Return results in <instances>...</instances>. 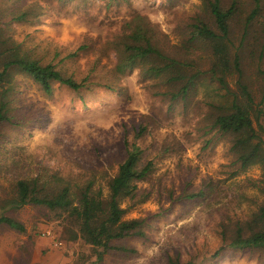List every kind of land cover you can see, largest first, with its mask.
I'll return each instance as SVG.
<instances>
[{
    "label": "rangeland",
    "instance_id": "obj_1",
    "mask_svg": "<svg viewBox=\"0 0 264 264\" xmlns=\"http://www.w3.org/2000/svg\"><path fill=\"white\" fill-rule=\"evenodd\" d=\"M213 0H0V41L20 45L18 53L85 85L74 91L53 82L46 95L27 74L11 69L9 121L0 123V214L24 226L0 232V264H264L261 249L224 246L220 231L249 219L264 199L259 165L241 168L231 136L211 128L221 112L216 82L207 72L211 53L189 40L200 19L214 27ZM234 6L229 21L232 51L259 103L264 71V0L247 26L254 0H218ZM136 24L149 28L152 42L170 57L187 61L201 82L187 100H172L180 81L148 76L144 65L119 74L121 47ZM260 106V105H259ZM264 110V105L260 106ZM264 123V116H260ZM145 127L140 137L134 133ZM143 149L141 163L153 170L138 182L137 198L125 218H143L144 237L110 242L103 252L86 243L76 221L41 205L13 207L19 179L37 177L59 187L89 178L106 190L125 156L124 139ZM203 191L202 197L179 196ZM49 230L50 234L44 232ZM56 242L61 244L55 245ZM118 247V248H117ZM120 248H124L121 250Z\"/></svg>",
    "mask_w": 264,
    "mask_h": 264
},
{
    "label": "trees",
    "instance_id": "obj_2",
    "mask_svg": "<svg viewBox=\"0 0 264 264\" xmlns=\"http://www.w3.org/2000/svg\"><path fill=\"white\" fill-rule=\"evenodd\" d=\"M254 7L246 18V25L256 17L259 1L254 0ZM209 11L213 18L211 27L200 19L190 25L189 40L204 42L211 53V65L207 72L210 81L216 82L221 112L212 121L211 128H216L222 134L231 136V150L236 153V160L241 168L259 165L262 184L257 187L264 194V82L259 103L254 100V94L248 86L237 79L236 89L229 86V78L233 74H241L239 55L232 51L233 41L230 36L229 21L234 14V6L222 8L218 0L209 3ZM20 45L0 41V123L9 121L7 112L8 101L13 78L11 69H18L27 74L37 83L46 95L53 92L52 83L58 82L74 91H79L88 80L86 75L77 81L71 76L66 77L51 63L43 64L37 59L27 58L18 53ZM144 65L148 76H166L169 81H180L178 91L172 92V100L185 101L201 82V72H187L191 64L170 57L153 42L149 28L136 24L129 33L127 41L121 47L119 61L115 66L117 73L122 74L138 66ZM264 81V71H260ZM260 105V106H259ZM145 127H140L134 133V138L140 137ZM125 156L118 164L117 171L106 183V190L95 185V179L89 178L82 184H71L64 180L59 187L51 185V180L39 181L37 177L17 180L16 196L13 207L19 208L26 204L41 205L59 214H67L76 221L80 237L94 248H99L98 259L103 252L115 247L112 240L128 236L144 237L143 218H125L129 207L124 202L133 205L137 198L138 182L147 178L153 170L152 161L141 163L143 149L135 141L124 139ZM203 191L180 195V199L202 197ZM249 219L236 222L235 225L220 231L224 246L235 250L261 249L264 252V199L253 210ZM7 225L18 231L24 226L13 217L0 214V227ZM118 248V247H117ZM124 250V248H120ZM170 264H180L177 258H170Z\"/></svg>",
    "mask_w": 264,
    "mask_h": 264
},
{
    "label": "built area",
    "instance_id": "obj_3",
    "mask_svg": "<svg viewBox=\"0 0 264 264\" xmlns=\"http://www.w3.org/2000/svg\"><path fill=\"white\" fill-rule=\"evenodd\" d=\"M44 234H45V235H49V234H50V231L47 230V231L44 232ZM57 244H61V242H56L55 245H57Z\"/></svg>",
    "mask_w": 264,
    "mask_h": 264
},
{
    "label": "crops",
    "instance_id": "obj_4",
    "mask_svg": "<svg viewBox=\"0 0 264 264\" xmlns=\"http://www.w3.org/2000/svg\"><path fill=\"white\" fill-rule=\"evenodd\" d=\"M4 226H7V225H2V226L0 227V232H1V230H3ZM8 227H9V226H8Z\"/></svg>",
    "mask_w": 264,
    "mask_h": 264
}]
</instances>
